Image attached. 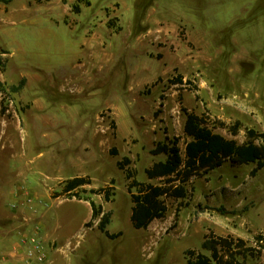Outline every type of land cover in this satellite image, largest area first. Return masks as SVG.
I'll return each mask as SVG.
<instances>
[{
  "label": "rangeland",
  "instance_id": "1",
  "mask_svg": "<svg viewBox=\"0 0 264 264\" xmlns=\"http://www.w3.org/2000/svg\"><path fill=\"white\" fill-rule=\"evenodd\" d=\"M189 113L264 133V0L0 1V239L28 222L64 264H188L223 237L264 264V160L175 181L163 217L132 222L135 181L169 185L146 171L161 143L185 153Z\"/></svg>",
  "mask_w": 264,
  "mask_h": 264
},
{
  "label": "trees",
  "instance_id": "2",
  "mask_svg": "<svg viewBox=\"0 0 264 264\" xmlns=\"http://www.w3.org/2000/svg\"><path fill=\"white\" fill-rule=\"evenodd\" d=\"M0 1L7 3L10 0ZM203 123L198 115L188 114L185 131L189 140L184 154L179 146V138L158 145L157 151H164L167 158L164 161L155 163L147 169L146 173L150 179H166L168 186L144 184L135 181V186H141L138 193L133 194L132 222L136 228H147L154 219L164 216L165 206L161 197L168 194L174 187L171 183L175 181L186 182L194 175H200L221 166L227 159L238 163L261 162L264 160V133L255 129H247V141L239 143L235 139H229L214 132ZM238 131L235 128L233 133L237 134ZM260 139H263L262 142L256 143ZM86 183L84 178L76 177L68 180L64 189L70 192ZM175 195L178 197L184 196L185 188L180 185L176 186ZM92 206L94 216H96V206L93 202ZM109 217L110 213L105 214L102 218L100 222L102 230H105L110 222ZM233 245L234 242L227 238L221 237L220 240L208 238L203 242L202 248L209 251L210 254L191 250L188 264H244L240 259L241 252H235ZM239 245L242 246L243 241Z\"/></svg>",
  "mask_w": 264,
  "mask_h": 264
},
{
  "label": "built area",
  "instance_id": "3",
  "mask_svg": "<svg viewBox=\"0 0 264 264\" xmlns=\"http://www.w3.org/2000/svg\"><path fill=\"white\" fill-rule=\"evenodd\" d=\"M0 264H54L42 228L27 222L0 239Z\"/></svg>",
  "mask_w": 264,
  "mask_h": 264
},
{
  "label": "crops",
  "instance_id": "4",
  "mask_svg": "<svg viewBox=\"0 0 264 264\" xmlns=\"http://www.w3.org/2000/svg\"><path fill=\"white\" fill-rule=\"evenodd\" d=\"M89 48V50L91 49V47H92V44H89V46H88ZM81 68H82V66H81ZM80 68V69H81ZM8 239H10V237L8 238ZM60 257H62V255H60V256H58V257H56L55 259H53V261H54V264H61L62 262V259L60 260V262L58 261V259L60 258ZM62 264H64V263H62Z\"/></svg>",
  "mask_w": 264,
  "mask_h": 264
}]
</instances>
